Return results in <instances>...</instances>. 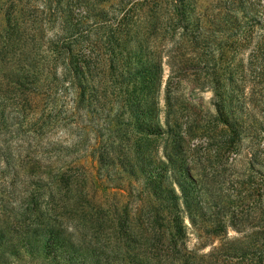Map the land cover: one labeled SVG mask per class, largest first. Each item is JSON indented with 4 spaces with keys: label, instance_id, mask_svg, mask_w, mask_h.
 I'll list each match as a JSON object with an SVG mask.
<instances>
[{
    "label": "rangeland",
    "instance_id": "obj_1",
    "mask_svg": "<svg viewBox=\"0 0 264 264\" xmlns=\"http://www.w3.org/2000/svg\"><path fill=\"white\" fill-rule=\"evenodd\" d=\"M49 1L0 0V264H251L264 230V0H55L80 21L70 34ZM246 34V49L233 44ZM207 37L231 47L219 93L254 103L220 154L234 120L205 82L210 51L192 44ZM96 41L108 92L94 102L70 58ZM168 117L191 133L178 160L162 143L153 166L126 167L152 151L143 129Z\"/></svg>",
    "mask_w": 264,
    "mask_h": 264
},
{
    "label": "trees",
    "instance_id": "obj_2",
    "mask_svg": "<svg viewBox=\"0 0 264 264\" xmlns=\"http://www.w3.org/2000/svg\"><path fill=\"white\" fill-rule=\"evenodd\" d=\"M58 3V1L57 3H55V0H50L48 3H46V8L49 10L50 18L52 20H60V31L67 34L78 33L80 31V21H76L74 19L71 5H67V9L64 7L63 10H61L60 7L58 8V5L54 6V4ZM54 7H57L58 11H56ZM197 40L198 39H192V44L195 45L196 50L202 48L206 51H210V53L207 55V58L204 59V62L208 65L206 77L207 79L205 82H207V84H213L211 85V88L213 89L215 95H218V98H216L214 102L216 111L219 117H222L225 113H227V111H230L232 115L231 117L234 120V125L231 126L222 121V123L225 124V126L220 130L222 133L221 139H223L217 150L219 154L225 153L228 148L230 149V145H232V142L235 138L234 135H236L234 132L245 122L243 118H240L237 115L241 114L242 116L248 117L251 114V111L254 109V103L252 102V100L246 99L239 103H237L236 99L235 103L233 99H230V101H228L229 99L219 93L222 82L218 81V72L220 70L221 63L225 61L224 57L230 54L231 47L221 45L220 41L216 38L207 37L205 40L203 39L204 44L202 46H200ZM254 40V37L246 34L236 38L233 44L239 46V48L241 49H246L250 43L254 42ZM262 43L263 41L261 40L259 44L263 45ZM90 44H92V48L90 49L89 54L85 56V53H72L70 63L76 64V66H78L79 68L77 70H79L85 76L84 78L88 80L85 81L88 86L85 87L84 95L89 94L91 100L97 102L99 101L101 92L103 91V94H105L108 91L105 92V81H101L102 78H97L93 74V69H96L97 67H100L104 64V62L97 58V56L95 55L97 49L99 48V45H97V41L96 43ZM196 50H194V52ZM83 56L85 58H83ZM180 122L181 121L178 117H168L167 129H163L160 124L156 126L157 128L150 127L151 125H147V128H144L142 131L143 135L141 137V141L142 143L149 145L152 148V151L149 154L141 152L138 153V155L130 157L126 155L124 159V163L126 161V167L131 166L134 168H141V172H144L143 168H145L146 165H154V157L156 155V152L157 156H159L158 153L160 152L162 143V147L164 148V155H162V158L165 156L166 160L170 161V163H175V161H177L180 156V150H182L184 148V145L190 141L189 137L191 135L190 131L183 129L182 123ZM233 126H235V128ZM158 159H160V157ZM161 163L167 167V173H169V163L162 160ZM119 166L120 168H122L121 163H119ZM152 168L154 169V167ZM148 173L154 176V174L157 175L159 172L150 170ZM177 199L178 195L174 194L171 198L162 199V202H167V208H165L162 203L161 204L165 210L170 211L172 207L178 206L176 203V201H178ZM163 208H161L160 205L158 207L159 210H162ZM226 223L227 221H222L221 226L226 227ZM252 235H254L256 238L255 240H253L252 246H250L251 253L253 254L251 264H264V230H258ZM146 264L161 263L160 261H154L148 263L146 262Z\"/></svg>",
    "mask_w": 264,
    "mask_h": 264
}]
</instances>
